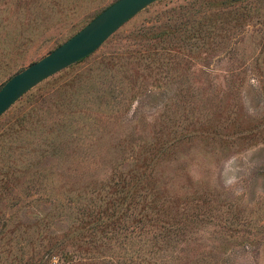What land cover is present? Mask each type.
I'll list each match as a JSON object with an SVG mask.
<instances>
[{"label": "rangeland", "instance_id": "374dc122", "mask_svg": "<svg viewBox=\"0 0 264 264\" xmlns=\"http://www.w3.org/2000/svg\"><path fill=\"white\" fill-rule=\"evenodd\" d=\"M117 0H0V89ZM0 264H264V0H160L0 117Z\"/></svg>", "mask_w": 264, "mask_h": 264}, {"label": "water", "instance_id": "95a60500", "mask_svg": "<svg viewBox=\"0 0 264 264\" xmlns=\"http://www.w3.org/2000/svg\"><path fill=\"white\" fill-rule=\"evenodd\" d=\"M160 0H117L80 32L0 89V117L32 89L94 54L121 27Z\"/></svg>", "mask_w": 264, "mask_h": 264}]
</instances>
